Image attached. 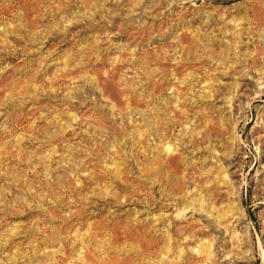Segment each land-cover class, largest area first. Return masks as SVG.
Segmentation results:
<instances>
[{"label":"rangeland","instance_id":"rangeland-1","mask_svg":"<svg viewBox=\"0 0 264 264\" xmlns=\"http://www.w3.org/2000/svg\"><path fill=\"white\" fill-rule=\"evenodd\" d=\"M14 263L264 264V0H0Z\"/></svg>","mask_w":264,"mask_h":264},{"label":"bare ground","instance_id":"bare-ground-1","mask_svg":"<svg viewBox=\"0 0 264 264\" xmlns=\"http://www.w3.org/2000/svg\"><path fill=\"white\" fill-rule=\"evenodd\" d=\"M21 9V8H20ZM20 12V11H19ZM26 17V16H25ZM33 18V17H32ZM141 30V29H140ZM143 33V32H142ZM132 65V64H131ZM116 68V67H115ZM116 72V71H115ZM14 73V72H13ZM33 77V76H32ZM156 86V85H155ZM126 98V97H125ZM20 111V110H19ZM23 112V111H22ZM18 116V115H17ZM136 154V153H135ZM173 163V166L174 167H176V168H178V165H177V163L176 162H172ZM176 163V164H175ZM168 166H169V168L171 169V167H172V164H168ZM172 170V169H171ZM95 178V177H94ZM65 182V181H64ZM64 184V183H63ZM71 184V183H70ZM68 185V184H67ZM85 185V184H84ZM60 187V186H59ZM63 189V188H62ZM80 190V189H79ZM72 191V190H71ZM115 195V194H114ZM117 196V195H116ZM81 197V196H80ZM78 200V199H77ZM96 205V204H95ZM93 207V206H92ZM95 207V206H94ZM86 208V207H85ZM83 209V208H82ZM79 211V210H78ZM83 212V211H82ZM104 218V217H103ZM85 219V218H84ZM71 225V224H70ZM98 225V224H97ZM106 226V225H105ZM98 230V229H97ZM111 232V231H110ZM72 233V232H71ZM140 235V234H139ZM72 236V235H71ZM64 251V250H63ZM150 251V250H149ZM66 253V252H65ZM65 255V254H64ZM69 256V255H68ZM87 258H89V257H87ZM66 261V260H65ZM116 261V260H115ZM15 264V263H14Z\"/></svg>","mask_w":264,"mask_h":264}]
</instances>
